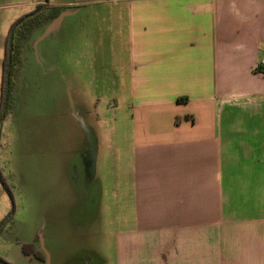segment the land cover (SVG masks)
Segmentation results:
<instances>
[{
  "label": "crops",
  "instance_id": "crops-1",
  "mask_svg": "<svg viewBox=\"0 0 264 264\" xmlns=\"http://www.w3.org/2000/svg\"><path fill=\"white\" fill-rule=\"evenodd\" d=\"M89 4L66 6L94 42L109 36L102 70L118 118L71 125L72 203L85 196L97 223L98 160L112 154L115 264H264V0H119L116 14Z\"/></svg>",
  "mask_w": 264,
  "mask_h": 264
},
{
  "label": "rangeland",
  "instance_id": "rangeland-1",
  "mask_svg": "<svg viewBox=\"0 0 264 264\" xmlns=\"http://www.w3.org/2000/svg\"><path fill=\"white\" fill-rule=\"evenodd\" d=\"M75 1L0 0V264H46L42 255H49L50 264H86L95 257L93 264H102V255L115 264L120 228L114 156L98 160L104 195L95 225H87L85 196L80 205L72 203L67 182L75 159L71 125L95 126L99 117L112 125L118 118L115 88L105 72L109 36L94 42L92 31L85 33L84 13L65 16L46 35L47 17L72 11L66 5ZM118 1L89 0L87 10L116 14ZM21 27L25 37L18 40ZM7 41L11 56L2 101ZM93 60L98 83L88 70ZM80 91L86 94L82 112L75 94Z\"/></svg>",
  "mask_w": 264,
  "mask_h": 264
},
{
  "label": "trees",
  "instance_id": "trees-1",
  "mask_svg": "<svg viewBox=\"0 0 264 264\" xmlns=\"http://www.w3.org/2000/svg\"><path fill=\"white\" fill-rule=\"evenodd\" d=\"M40 9H41L40 6L37 7V11L40 10ZM59 13H60V11L53 12L51 15H49L47 17V21H51L53 18L58 16ZM23 22H24V20H22L20 22V24H22ZM24 27L19 28V30L17 31L18 40H21V39H23L25 37V30H24L25 28ZM10 51H11V49L9 47V42L7 41V46H6V50H5V58H4V61H3V68H2V70H3V76H2V82H3L2 101L4 100V86H5V83H6V80H7V75H8V64H9V58L11 56ZM42 261H45V257L43 255H42Z\"/></svg>",
  "mask_w": 264,
  "mask_h": 264
},
{
  "label": "water",
  "instance_id": "water-1",
  "mask_svg": "<svg viewBox=\"0 0 264 264\" xmlns=\"http://www.w3.org/2000/svg\"><path fill=\"white\" fill-rule=\"evenodd\" d=\"M77 2H82L84 0H76ZM75 13V10H72V11H63L62 13H60L58 16H56L55 18H53L51 20V24L50 26L48 27V30L46 32V35H48L49 33H51L52 31H55L58 29V27L60 26L61 22L63 21V18L67 15H73ZM13 35V34H12ZM11 35V36H12ZM41 243L43 245L44 243V240H43V237L41 238ZM46 264H50V258H49V255H46Z\"/></svg>",
  "mask_w": 264,
  "mask_h": 264
},
{
  "label": "built area",
  "instance_id": "built-area-1",
  "mask_svg": "<svg viewBox=\"0 0 264 264\" xmlns=\"http://www.w3.org/2000/svg\"><path fill=\"white\" fill-rule=\"evenodd\" d=\"M262 65L264 66V62H262Z\"/></svg>",
  "mask_w": 264,
  "mask_h": 264
}]
</instances>
